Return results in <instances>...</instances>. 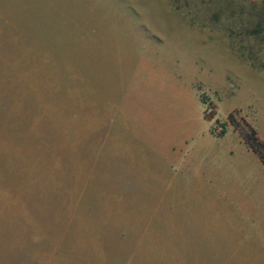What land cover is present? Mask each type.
<instances>
[{
	"label": "rangeland",
	"instance_id": "374dc122",
	"mask_svg": "<svg viewBox=\"0 0 264 264\" xmlns=\"http://www.w3.org/2000/svg\"><path fill=\"white\" fill-rule=\"evenodd\" d=\"M231 113L264 140V0H0V264H264L192 188Z\"/></svg>",
	"mask_w": 264,
	"mask_h": 264
},
{
	"label": "crops",
	"instance_id": "0c3cea01",
	"mask_svg": "<svg viewBox=\"0 0 264 264\" xmlns=\"http://www.w3.org/2000/svg\"><path fill=\"white\" fill-rule=\"evenodd\" d=\"M239 139L244 144L248 154L244 162L245 165L242 164L237 166L234 162H230V158L227 161L226 159H217L214 163H207V158L205 157L203 158L205 162L201 165L202 169H198L200 172H198L199 177L195 183L196 185L192 186V188L195 190L206 189L215 192L213 195L215 196L214 198H223V203L219 204L220 206L227 211L231 207L237 209L240 215V223L242 224L243 222L245 223L246 217L249 218L254 213H259V211H257L259 209L258 206L264 203V189L258 187L257 183L258 168L261 165L264 169V166L258 156L247 147L240 135ZM182 146L183 144L181 143L178 148L180 149ZM178 158H180V155L177 159ZM254 163L256 165H254ZM254 166L256 168H254ZM217 203L218 202H216V204ZM230 216V226L235 232H240L241 228L239 229V221L237 222V220H235L237 222L235 223L232 219L234 215L232 217ZM261 228L264 230V223Z\"/></svg>",
	"mask_w": 264,
	"mask_h": 264
},
{
	"label": "trees",
	"instance_id": "16d2710c",
	"mask_svg": "<svg viewBox=\"0 0 264 264\" xmlns=\"http://www.w3.org/2000/svg\"><path fill=\"white\" fill-rule=\"evenodd\" d=\"M228 122L239 133L247 147L258 156L264 166V140L260 137L257 129L244 119L238 120L234 113L228 116ZM225 134L226 132L220 136Z\"/></svg>",
	"mask_w": 264,
	"mask_h": 264
}]
</instances>
